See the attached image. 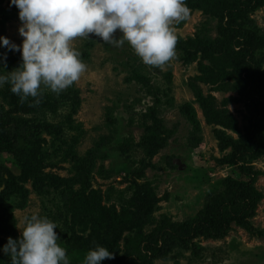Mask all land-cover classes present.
<instances>
[{
    "label": "rangeland",
    "instance_id": "1",
    "mask_svg": "<svg viewBox=\"0 0 264 264\" xmlns=\"http://www.w3.org/2000/svg\"><path fill=\"white\" fill-rule=\"evenodd\" d=\"M186 3L190 17L173 23L176 55L164 66L144 64L128 42L115 47L94 35L76 38L73 47L87 65L80 79L59 94L42 86L41 102H28L39 106L36 113H12L26 121L28 135L13 153L0 152V165L28 195L24 201L18 193L2 205L11 206L14 228L3 227L0 208V264H10L2 249L9 237H20L23 218L32 214L56 223L58 244L71 264H83L97 246L114 253L101 264H264V237H251L234 220L222 238H196L165 258L143 250L144 239L163 223L202 212L214 222L219 201H236V188L248 181L243 166L263 173L256 186L264 195V154L257 156L256 149L264 130L255 144L259 107L246 96L249 78L264 70V49L253 42L255 31L264 35V0ZM18 12L10 0H0V36L20 45ZM2 53L5 75L22 61L19 52L0 46ZM133 71L149 77L158 96L145 95ZM10 87L0 88V111L17 104ZM152 101L156 119L142 115ZM44 122L61 131L48 133ZM4 131L0 126V140ZM148 133L154 134L149 142ZM39 160L45 166L35 175ZM51 191L59 202L44 197ZM251 222L264 229V197Z\"/></svg>",
    "mask_w": 264,
    "mask_h": 264
},
{
    "label": "clouds",
    "instance_id": "2",
    "mask_svg": "<svg viewBox=\"0 0 264 264\" xmlns=\"http://www.w3.org/2000/svg\"><path fill=\"white\" fill-rule=\"evenodd\" d=\"M11 5L19 9L22 43L0 36V46L19 52L22 62L0 75V88L10 84L22 103L32 97L35 104L41 102L42 86L59 94L86 71L73 47L76 38L94 35L115 47L128 42L144 64L162 67L176 55L173 23L191 14L186 0H10ZM0 60L6 61V53ZM23 223L20 237H9L2 249L10 264H71L67 250L58 244L55 222L32 214ZM105 259H114V253L97 246L88 251L83 264Z\"/></svg>",
    "mask_w": 264,
    "mask_h": 264
},
{
    "label": "trees",
    "instance_id": "3",
    "mask_svg": "<svg viewBox=\"0 0 264 264\" xmlns=\"http://www.w3.org/2000/svg\"><path fill=\"white\" fill-rule=\"evenodd\" d=\"M230 9V8H229ZM232 11V9H230ZM232 27V26H231ZM237 33H241L243 29L238 28ZM254 46L258 49H264V35L255 31L254 34ZM88 51H85L81 57H86ZM264 59V58H263ZM157 72H160L157 69ZM132 78L135 82L141 84V87H146L145 95L158 96V87L150 83V78L141 72L133 71ZM142 87V88H143ZM148 92V93H147ZM247 100H252L258 104V111L254 116L252 128L255 134L256 141L255 144L262 138V131L264 130V70L261 72L257 79L249 78L248 81V91H246ZM17 104L13 111H0V126H2L4 131V140H0V152H10L13 153V147H15L17 141L20 138H27V130L24 126V119H19L15 117L13 112H23V113H36L38 107H33L28 105L29 101H33L35 98L29 97L26 102H21L19 96L14 94ZM155 102H160L161 98H155ZM152 101L153 105L147 106L146 111L143 112V116L156 119V107L157 104ZM155 104V105H154ZM183 111L190 113V108L186 106L182 107ZM191 120L194 116L190 117ZM196 122V121H194ZM44 129L48 133H56L61 131V126L52 124L50 122L43 123ZM149 132V128L147 129ZM154 134L148 133L147 141L153 138ZM258 140V141H257ZM257 156L264 154V143L256 145ZM17 150V148H16ZM16 153V152H15ZM36 168L35 175L40 172V169L45 166L43 161L39 160ZM242 171L245 175L249 177L248 181L239 184L236 188L238 196L236 201L223 202L219 201L218 209L215 217V221L212 222L210 218L204 212L200 213L193 219L182 221V222H166L161 225V227L154 229L150 236L144 239L143 250L147 254H150L151 258L159 257L165 258L168 253L173 252L177 247H187L191 242H194L196 238L203 237L205 239H220L225 236L230 228V221L234 220L238 223L251 237L262 238L264 237V229L259 230L254 227L251 222V218L256 215V210L259 202L263 199L264 195L257 186V178L259 175H263L260 171L253 170L251 167H242ZM20 193L21 198L25 201L28 195V190L23 188H18L14 182L6 176V168L0 165V208H3V213L6 214V219L2 222L5 228H14L16 219L13 215L11 206L2 205L5 202H11ZM45 198L54 200L56 199L55 193L53 191L43 194ZM23 206V202L20 203ZM20 204L17 205L20 207ZM62 206L63 203L61 202ZM58 207V205H57ZM64 208H68L67 203L64 202ZM172 237H175L172 239ZM179 240V244L176 243ZM162 243L159 245V243ZM123 264H131V260L127 259Z\"/></svg>",
    "mask_w": 264,
    "mask_h": 264
}]
</instances>
